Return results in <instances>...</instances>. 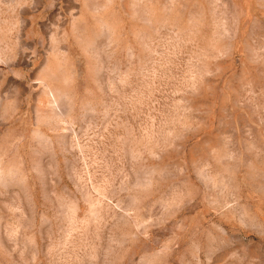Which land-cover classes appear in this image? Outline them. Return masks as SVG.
Masks as SVG:
<instances>
[{"label":"rangeland","instance_id":"374dc122","mask_svg":"<svg viewBox=\"0 0 264 264\" xmlns=\"http://www.w3.org/2000/svg\"><path fill=\"white\" fill-rule=\"evenodd\" d=\"M0 264H264V0H0Z\"/></svg>","mask_w":264,"mask_h":264}]
</instances>
